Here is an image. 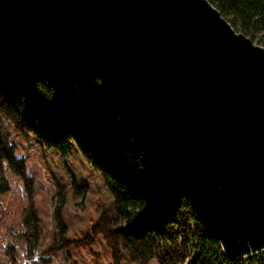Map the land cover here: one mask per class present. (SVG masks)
<instances>
[{
  "label": "water",
  "instance_id": "95a60500",
  "mask_svg": "<svg viewBox=\"0 0 264 264\" xmlns=\"http://www.w3.org/2000/svg\"><path fill=\"white\" fill-rule=\"evenodd\" d=\"M104 103L223 254L264 252V48L208 0H1Z\"/></svg>",
  "mask_w": 264,
  "mask_h": 264
},
{
  "label": "trees",
  "instance_id": "16d2710c",
  "mask_svg": "<svg viewBox=\"0 0 264 264\" xmlns=\"http://www.w3.org/2000/svg\"><path fill=\"white\" fill-rule=\"evenodd\" d=\"M208 2L235 32L251 40L258 30L264 33V0ZM257 44L264 48V36ZM98 85L0 0V199L11 190L3 175L7 168L27 197L26 259L37 250L40 219L25 161L11 145L13 135L38 142L42 165L56 186V234L37 264H121L122 249L140 262L184 264L192 255L187 264H264V252L243 259L223 254L188 201L158 177ZM182 208L196 231L180 239L175 218Z\"/></svg>",
  "mask_w": 264,
  "mask_h": 264
},
{
  "label": "rangeland",
  "instance_id": "374dc122",
  "mask_svg": "<svg viewBox=\"0 0 264 264\" xmlns=\"http://www.w3.org/2000/svg\"><path fill=\"white\" fill-rule=\"evenodd\" d=\"M263 36L264 33L258 30L252 42L258 45ZM11 145L15 149L16 156L25 161L26 174L32 182L33 205L40 219V231L35 255L28 260L25 257L26 242L23 237L26 229L22 223L27 197L19 180L7 168H3V175L11 184V190L0 199V264H37L42 257L41 254L47 250L56 234L52 217L56 186L51 175L42 165L41 148L37 141L31 136L13 135ZM175 220L177 222L175 228L180 239L187 233L193 234L196 231L187 209L182 208ZM120 253L124 256L121 264H159L156 258L140 262L129 257L123 249ZM188 260H193L192 255L184 264H187Z\"/></svg>",
  "mask_w": 264,
  "mask_h": 264
}]
</instances>
